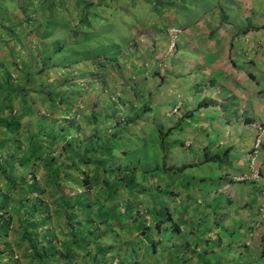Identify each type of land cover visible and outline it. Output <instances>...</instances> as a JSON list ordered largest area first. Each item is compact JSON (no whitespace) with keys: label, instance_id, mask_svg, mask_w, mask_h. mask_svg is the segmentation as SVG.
<instances>
[{"label":"crops","instance_id":"1","mask_svg":"<svg viewBox=\"0 0 264 264\" xmlns=\"http://www.w3.org/2000/svg\"><path fill=\"white\" fill-rule=\"evenodd\" d=\"M184 1L139 0L137 12L153 21L143 16L132 28L105 29L112 38L95 39L107 49L102 55L89 51L86 59L98 57V62L83 63L67 87L47 78V85L58 91L54 131L72 134L70 125L84 131L82 124L96 136L108 129L109 141L113 128L153 131L157 161L148 166L157 170L155 191L142 186L134 193L143 207L152 203L159 210L162 229L176 222L182 228L169 249L157 248L153 261H148V243L139 245L144 248L141 264H264V146L258 162L262 179L236 181L249 173L250 152L264 129V6L260 0H202L198 7L172 9L173 2ZM229 3L234 10L225 8ZM115 14L126 19L121 12L106 17L112 22ZM177 16L183 34L175 37L171 54L168 35ZM154 24L156 29L150 28ZM114 32L122 34L112 36ZM39 70L37 66L32 75ZM115 102L126 111L111 119ZM50 106L42 109L48 112ZM35 110L40 114L41 105ZM96 117L102 122L97 125L107 128H90ZM115 135L119 139L114 144L122 148L112 153L127 159L129 136L124 131ZM126 237L123 242L135 240Z\"/></svg>","mask_w":264,"mask_h":264},{"label":"trees","instance_id":"2","mask_svg":"<svg viewBox=\"0 0 264 264\" xmlns=\"http://www.w3.org/2000/svg\"><path fill=\"white\" fill-rule=\"evenodd\" d=\"M138 1L0 0V264H141L139 245L148 243L149 261L180 237L181 222L164 230L159 210L139 204L134 192L153 193L157 170L116 157L119 137L74 125L72 134L54 131L58 91L47 78L65 85L83 63H97L86 59L89 51L107 48L95 38L136 24L106 13L137 11ZM29 56L38 60L34 75ZM124 235L135 240L123 242Z\"/></svg>","mask_w":264,"mask_h":264},{"label":"rangeland","instance_id":"3","mask_svg":"<svg viewBox=\"0 0 264 264\" xmlns=\"http://www.w3.org/2000/svg\"><path fill=\"white\" fill-rule=\"evenodd\" d=\"M204 2L207 1H214V3L219 4V1L221 0H203ZM225 1V0H223ZM202 2V0H186L184 2L181 3H176L173 4L172 3V9H176L178 6H183L182 8L186 7H190L192 5V7H198L199 3ZM260 5L264 6V0H260ZM233 4L229 3L225 6V8H231L234 10V8L232 7ZM166 11H159L158 15L161 16L165 13ZM227 15H231L232 18L236 19V15L234 13H227ZM124 17H126L127 19H130L131 21H133L134 23H138L139 21H141L143 19L142 14L138 13L137 11H132L129 12L128 14H124ZM145 17V16H144ZM146 18V17H145ZM147 20L153 21L154 19L150 18H146ZM187 21V20H184ZM252 23H254V20L252 19L251 21ZM200 23V22H199ZM249 24V22L247 23ZM175 27L177 28H181V24H180V17L177 16L175 18ZM150 28H155L156 29V24H154L153 26H151ZM121 32H114L112 33V36H121ZM165 44V41L164 43ZM101 44L99 43L98 45H96V48L99 49V46ZM103 45V44H102ZM167 46H168V42H167ZM29 59L31 61V70H34L35 66H36V61L34 60V58L32 56H29ZM29 68H30V64L28 63ZM1 72H2V67H0ZM0 72V73H1ZM57 74L54 73V77H56ZM51 79L49 78L48 81H50ZM55 86H57V84H55ZM67 87V85H64V88ZM63 88V89H64ZM106 88L108 90H110V93H113L111 87H109L108 85L106 86ZM132 91L137 92V88L132 89ZM131 92V91H129ZM139 102H133L134 105H138ZM111 110L112 114L109 115V118L113 119L114 115H116V113L119 114H123L124 111H126L125 106L119 102H115V104H113V106L109 109ZM137 118H139L137 116ZM101 118L100 117H96V118H92L91 119V123H89L90 128L94 129V128H101L98 125H101ZM70 124V122H68V125ZM98 124V125H97ZM81 127L83 128L84 131H86V127L84 125L81 124ZM107 128V125L104 123L102 128ZM122 131H124L128 136L131 142L129 143V145H126L129 148L130 154L127 157V164H129L131 166V168L133 167H140V169H148V165H154V163H156L157 158H155V147H154V138L152 137L151 132L153 131H144V130H140L138 128L136 129H127V130H117L116 128H113V131L111 132V136L113 134H118V133H122ZM148 135V139H147V145H146V141L145 138ZM141 161V163H139ZM119 163H122V165H125V160L122 159Z\"/></svg>","mask_w":264,"mask_h":264},{"label":"built area","instance_id":"4","mask_svg":"<svg viewBox=\"0 0 264 264\" xmlns=\"http://www.w3.org/2000/svg\"><path fill=\"white\" fill-rule=\"evenodd\" d=\"M179 34L176 30H170V36L175 37ZM171 48H174V44L171 45ZM264 146V129L260 128V131L255 140V146L253 147L250 153L249 167L250 171L247 174L236 179L237 182L241 183H250V182H259L262 178L260 169L258 168V162L261 155V150Z\"/></svg>","mask_w":264,"mask_h":264},{"label":"bare ground","instance_id":"5","mask_svg":"<svg viewBox=\"0 0 264 264\" xmlns=\"http://www.w3.org/2000/svg\"><path fill=\"white\" fill-rule=\"evenodd\" d=\"M172 30H176V31L179 32V34H177L175 37H178L179 35L183 34V31L180 30V29L175 28V29H172ZM168 36H170V35H168ZM175 37L174 36L173 37L170 36L171 45L174 44V46H175V41H174L175 40Z\"/></svg>","mask_w":264,"mask_h":264},{"label":"clouds","instance_id":"6","mask_svg":"<svg viewBox=\"0 0 264 264\" xmlns=\"http://www.w3.org/2000/svg\"><path fill=\"white\" fill-rule=\"evenodd\" d=\"M167 34H168V31H167ZM176 51V48H175V46H174V48L172 49L171 48V46H170V52H171V54H173L174 52ZM252 151V150H251ZM251 153V152H250ZM250 159V158H249ZM261 176H262V174H261ZM262 179V178H261ZM250 183H252V182H250ZM254 183V182H253Z\"/></svg>","mask_w":264,"mask_h":264}]
</instances>
